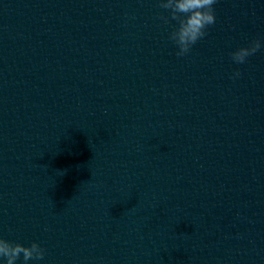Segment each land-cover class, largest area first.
Segmentation results:
<instances>
[{"label":"clouds","instance_id":"clouds-1","mask_svg":"<svg viewBox=\"0 0 264 264\" xmlns=\"http://www.w3.org/2000/svg\"><path fill=\"white\" fill-rule=\"evenodd\" d=\"M217 0H159V7L168 12V16L160 18L169 23L176 22V27L169 33L168 39L176 47L178 57L186 56L199 40L208 33L207 29L214 25L216 16L213 5ZM260 39L252 41L248 46L239 47L230 53L235 64H244L248 57L253 56L262 48ZM241 75L239 70L235 71L231 79L235 80ZM46 250L37 242L25 246L19 242L9 241L0 237V262L2 264H16L22 260V264L30 261H41L44 259Z\"/></svg>","mask_w":264,"mask_h":264}]
</instances>
